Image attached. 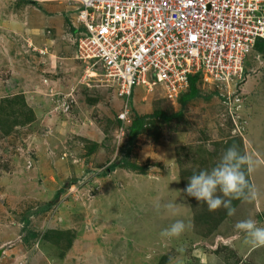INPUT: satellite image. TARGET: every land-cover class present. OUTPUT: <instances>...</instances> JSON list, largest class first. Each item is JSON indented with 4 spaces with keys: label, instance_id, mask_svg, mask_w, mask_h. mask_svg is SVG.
<instances>
[{
    "label": "rangeland",
    "instance_id": "374dc122",
    "mask_svg": "<svg viewBox=\"0 0 264 264\" xmlns=\"http://www.w3.org/2000/svg\"><path fill=\"white\" fill-rule=\"evenodd\" d=\"M79 5L0 0V246L8 245L0 264H264V247L235 228L249 218L264 227V56L254 49L246 58L235 121L201 80L199 90L213 95L184 107L188 88L176 96L140 83L122 132L116 84L76 57ZM154 111L180 115L147 118L125 165L106 170L124 157L132 119ZM233 144L251 159V192L232 201L229 216L183 189L193 170H211ZM67 179L75 180L63 190ZM177 219L189 225L182 236L161 237Z\"/></svg>",
    "mask_w": 264,
    "mask_h": 264
},
{
    "label": "built area",
    "instance_id": "2783aa9c",
    "mask_svg": "<svg viewBox=\"0 0 264 264\" xmlns=\"http://www.w3.org/2000/svg\"><path fill=\"white\" fill-rule=\"evenodd\" d=\"M75 13L76 57L103 68L125 103L140 83L179 96L198 74L235 121L246 58L264 39V0H80ZM129 112L118 114L124 125Z\"/></svg>",
    "mask_w": 264,
    "mask_h": 264
},
{
    "label": "clouds",
    "instance_id": "9594fccd",
    "mask_svg": "<svg viewBox=\"0 0 264 264\" xmlns=\"http://www.w3.org/2000/svg\"><path fill=\"white\" fill-rule=\"evenodd\" d=\"M120 97L124 99L122 107L125 104L129 107L130 119L132 110L129 101L127 100L125 103L126 98ZM119 122L122 124L120 119ZM122 125L124 126V123ZM246 169L247 172L252 169L250 157L246 154L242 155L238 147L233 144L224 152L219 163L211 170H193L183 191L187 197L195 198L199 203L206 204L209 211H217L223 207L231 216L235 213L232 201L234 199H248V194L251 192ZM164 207L175 215L174 204L169 203ZM156 208L159 211V203L156 204ZM188 227L189 225H186L183 220L177 219L169 227L164 228L160 235L167 239H179ZM235 228L244 234L246 243L254 248L264 247V227L258 226L256 220L249 218L238 221Z\"/></svg>",
    "mask_w": 264,
    "mask_h": 264
},
{
    "label": "trees",
    "instance_id": "16d2710c",
    "mask_svg": "<svg viewBox=\"0 0 264 264\" xmlns=\"http://www.w3.org/2000/svg\"><path fill=\"white\" fill-rule=\"evenodd\" d=\"M27 1L32 3V0H27ZM33 4L37 5V2H34ZM71 31L75 33V32H77V29L72 27ZM255 50L258 53H260L262 56H264V39L259 40V41L256 42ZM188 78H189L188 90H187V92H185L184 94H181V96H180L181 106L182 107H184L185 104L189 100H191V99H193L195 97L201 96L203 98L208 99V98H210L213 95V93L212 94L202 93L199 90V88L196 86V83L198 82V78H199L198 74L190 75ZM178 115H180V111L177 112V113H174V114H170V115H167L163 111H154L152 114H145V115H142V116H140V115L135 116L132 119L131 123L129 124L128 140H127L126 145H125V147L123 149L124 157L121 160H119V161L112 162L110 164V166L107 167L106 170H113L117 166L125 165V163H126L125 157L128 156V154H129V152L131 150L132 144L135 142L137 135L144 128V123H145V120L147 118L159 117V118H162V119H165V120H169L172 117L178 116ZM105 173H106V171L103 172V174H105ZM74 180L75 179H67L62 185L63 190L69 188V186H71L74 183L73 182ZM57 198H58V194H55L54 197L51 200H48L46 202L41 203V205L39 206V209L35 213H40V212L44 211L45 209L49 208L50 206H52L53 203L56 202ZM29 215H30V210H28L26 212V214L23 215V223L26 226L29 223ZM163 259L161 261H159L158 264H163L164 263Z\"/></svg>",
    "mask_w": 264,
    "mask_h": 264
},
{
    "label": "water",
    "instance_id": "95a60500",
    "mask_svg": "<svg viewBox=\"0 0 264 264\" xmlns=\"http://www.w3.org/2000/svg\"><path fill=\"white\" fill-rule=\"evenodd\" d=\"M263 217H264V213H263ZM8 245H3V246H0V258L2 257L5 249L7 248Z\"/></svg>",
    "mask_w": 264,
    "mask_h": 264
},
{
    "label": "bare ground",
    "instance_id": "6f19581e",
    "mask_svg": "<svg viewBox=\"0 0 264 264\" xmlns=\"http://www.w3.org/2000/svg\"><path fill=\"white\" fill-rule=\"evenodd\" d=\"M92 75V74H91ZM145 83H143V85H144Z\"/></svg>",
    "mask_w": 264,
    "mask_h": 264
}]
</instances>
